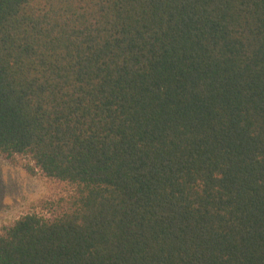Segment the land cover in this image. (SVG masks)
I'll list each match as a JSON object with an SVG mask.
<instances>
[{"label": "trees", "instance_id": "16d2710c", "mask_svg": "<svg viewBox=\"0 0 264 264\" xmlns=\"http://www.w3.org/2000/svg\"><path fill=\"white\" fill-rule=\"evenodd\" d=\"M0 156V264H264V0H0Z\"/></svg>", "mask_w": 264, "mask_h": 264}, {"label": "rangeland", "instance_id": "374dc122", "mask_svg": "<svg viewBox=\"0 0 264 264\" xmlns=\"http://www.w3.org/2000/svg\"><path fill=\"white\" fill-rule=\"evenodd\" d=\"M18 161L28 163L24 159ZM76 193L74 185L49 179L41 173L31 175L22 165L0 156V233L29 214L56 218L69 207L68 201Z\"/></svg>", "mask_w": 264, "mask_h": 264}]
</instances>
